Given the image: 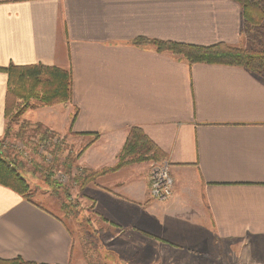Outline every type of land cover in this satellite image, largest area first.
Instances as JSON below:
<instances>
[{
    "label": "crops",
    "instance_id": "1",
    "mask_svg": "<svg viewBox=\"0 0 264 264\" xmlns=\"http://www.w3.org/2000/svg\"><path fill=\"white\" fill-rule=\"evenodd\" d=\"M241 27L234 0H0V67L42 63L72 78L71 101L27 110L25 131L59 134L60 156L84 148L75 164L97 171L115 163L135 126L166 154L173 179L164 201L149 195V162L89 182L80 200L103 234L92 252L81 225L0 185V258L264 264V75L133 43L234 44ZM6 82L0 71V139Z\"/></svg>",
    "mask_w": 264,
    "mask_h": 264
},
{
    "label": "trees",
    "instance_id": "2",
    "mask_svg": "<svg viewBox=\"0 0 264 264\" xmlns=\"http://www.w3.org/2000/svg\"><path fill=\"white\" fill-rule=\"evenodd\" d=\"M234 1L240 6L242 18V27L237 43L218 42L204 46L148 38H137L133 43L153 47L158 52H170L174 56L183 58L188 64L240 65L256 74L264 75V0ZM0 71L7 75L4 102L5 137L0 140V185L10 188L20 196L30 200L33 192L17 166L20 164V161H17V156L23 153L20 152L21 148L18 149L17 142L7 140L15 137L23 144L24 140L21 138H27L31 142L28 145L27 140L24 141L25 147L31 148L34 152L38 150V145H41L44 140L58 134L42 129L40 124H36L30 126L31 133L26 137L25 128L29 126L28 123H23L15 132L12 130L11 123L17 122L27 110L70 102L72 99L71 73L69 70L54 65L42 63L16 65L12 62L5 67H0ZM63 140L64 138L61 136L59 143L53 144V148H50V153L54 155V159L63 147ZM79 154L80 152L74 156L66 154L63 157L61 163L65 164L66 171H69L75 164ZM165 157L166 154L142 129L133 126L129 128L116 162L112 166L89 172L82 169L74 179L78 182L79 191H82L89 182L101 174L113 172L125 165L134 163H159ZM47 170L43 173V181L48 186L47 188L53 190V195H58L60 189L63 188L64 198H70V188H64L60 185L51 177V172ZM73 206V203L65 202L62 208L69 214ZM0 264L49 263L31 262L21 257H15L0 258Z\"/></svg>",
    "mask_w": 264,
    "mask_h": 264
},
{
    "label": "rangeland",
    "instance_id": "3",
    "mask_svg": "<svg viewBox=\"0 0 264 264\" xmlns=\"http://www.w3.org/2000/svg\"><path fill=\"white\" fill-rule=\"evenodd\" d=\"M36 113H37V111L33 112L32 114H36ZM21 117L19 118V120L17 122L11 123L12 124L11 127H12L13 132L17 131L20 128L21 124L27 122L24 120L21 121ZM29 129H30V127H29ZM29 129H27V131H25L26 137H27V135H30V133H31ZM21 139L24 141L27 140V138H24V139L21 138ZM7 141L14 142V143L17 142V145L20 146L18 149L21 148L20 152L23 154L17 156V161H22L23 164L17 165V166H18V169H19L21 175L25 178V180L27 181V183L30 186V189L33 192L32 195L30 196V200H27L22 196L21 197L24 200H26L27 202H29V203H31V204L39 207V208H46V209L56 213L65 221V223L69 227L75 228V226H77V224L81 225L82 228H80V232L78 229H75V231L79 236H85V239H83V241H86V247L88 248L87 252L88 251L92 252V250L94 249L93 247L95 245L96 246L99 245L98 240L103 238V234L97 233L95 222L91 221V219L96 218L93 215V212L91 211V209L89 208L90 209L89 212H87V210L85 209L86 207H88L87 203H89V201H85L86 205L83 206L84 201H83V199L80 200V198H81L80 196H81L83 190L79 191L78 182L75 181L74 178L76 176H78V172L84 168L80 167L77 164H73L71 169L69 171H66L64 168L65 164H62L61 161H62L63 157L66 156V154H68L69 151L68 152L64 151L63 153H61V156L59 153L58 155L55 156V159H54V155L52 153H50V150H49V148H53V145H51L49 147H48V145L45 147L38 145V150L33 152V150H31V148L25 147L24 141L22 144L18 138L15 139V137H12V138L8 139ZM30 142H31L30 140H27L28 145L30 144ZM83 149L80 150V154L83 151ZM78 151H79V148L73 149L71 151L72 153H70V154L72 156H74V155L79 153ZM79 155L77 157H79ZM116 159H117V156H116ZM164 162H165L164 160L159 162V163L158 162H149L150 163L149 174H150L153 166L163 164ZM47 168H49L50 170L49 169L47 170ZM45 170H47L48 172H51V177L55 181H57L60 185H62L64 188L65 187L70 188V198H64L63 188L60 189L58 195H53V193H52L53 190L50 188H47L48 186L45 185V183L43 181V179H44L43 173H45ZM84 170H86V169H84ZM87 172H89V171H87ZM77 192H78V194H77ZM65 202H69L71 204L72 203L74 204V206L72 207L71 212L69 214H67L66 211L62 208L63 204ZM79 202H81V205ZM90 222L92 223L91 225H89ZM96 224L98 225V223H96ZM91 227L93 228L94 233L96 232V234L94 235V233H92V235H94L93 240L87 242L89 239H88V237H86V234L84 233V231H86V230H87V232L92 231ZM76 233H75V235H76ZM89 234H91V233L89 232ZM77 238H79V237L77 236ZM91 248H93V249H91ZM97 258L101 259V257L97 255L96 257H93V260L90 259V264L97 262Z\"/></svg>",
    "mask_w": 264,
    "mask_h": 264
},
{
    "label": "built area",
    "instance_id": "4",
    "mask_svg": "<svg viewBox=\"0 0 264 264\" xmlns=\"http://www.w3.org/2000/svg\"><path fill=\"white\" fill-rule=\"evenodd\" d=\"M60 140L61 136L55 135L44 140L41 146L45 147L48 145L49 147L53 144L59 143ZM172 187L173 179L168 164L164 162L163 164L153 166L149 174V195L160 201L167 200L172 194Z\"/></svg>",
    "mask_w": 264,
    "mask_h": 264
}]
</instances>
